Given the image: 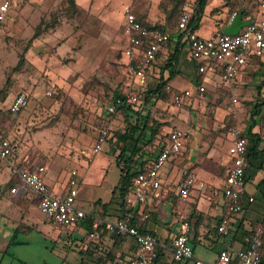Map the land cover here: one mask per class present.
Segmentation results:
<instances>
[{
  "label": "crops",
  "instance_id": "1",
  "mask_svg": "<svg viewBox=\"0 0 264 264\" xmlns=\"http://www.w3.org/2000/svg\"><path fill=\"white\" fill-rule=\"evenodd\" d=\"M13 3L12 0L8 11L9 15ZM205 3L199 27L195 29L196 33L203 38H212L216 34L225 33L232 23L227 21V14L234 5L233 0H206ZM244 9L240 14L243 21L247 16L252 19L264 16V6L262 5L248 2ZM146 22L149 21L146 20ZM207 25L209 27L204 29ZM166 29L167 27H165ZM174 31L175 29L170 32L174 34ZM172 51V44L171 46L167 44V47H164L157 60L143 76L135 80L139 88L133 89V92L140 91L143 94L141 104L127 105L126 103L115 108L113 112L108 111L109 107L104 108L105 114L110 115L107 123L112 129V124L116 123H122L121 125L125 126L124 116L127 117V123L130 126H135L136 123L137 129L132 132L131 140L126 142L122 140L121 136L127 128L125 127L117 138L108 132L106 143L99 152H91L94 143L92 139L88 144H76L86 148L82 151L83 153L79 149L74 153L71 149H66L62 151L65 155L48 148L49 144L42 141L45 140L44 138L42 140L38 138L35 141V145L41 150L48 149L46 151L48 154L44 158H38L37 162H39L38 165L45 168V184L54 194L65 195L69 192L71 171H76L74 178L77 194L73 203L85 211V217L74 224L56 228L36 207L34 195L25 191L11 193L10 188L20 181L18 176L6 166L5 161L0 159V171L5 172L8 179L5 182L0 181V229H3L0 234V264H14V260L19 264H34L31 260L32 257L44 254L54 258L51 264H129L131 257L137 253L134 237L110 232L101 227L98 239L89 238L90 222L96 216L103 221H116L125 215L132 214L133 216L134 214L133 222L140 229L152 232L157 238L158 256L154 264H194L196 260L211 264L221 249L235 251L241 247L250 246L251 241L262 227L260 220L264 212V204L260 198V187H263L260 180L264 177V164L254 169L249 168L248 170L247 168L246 171L248 179L245 184V192L248 196L252 195L254 200L251 203L245 202L244 209L239 214H229L231 225L227 233L218 232L216 226L220 217L229 213L224 205L223 188L226 185V168L229 165L230 156L227 149L218 150L216 140L218 138L229 145L228 131L232 127L224 133H216L224 126L221 122L228 113L227 104L226 109L222 108L223 105H211L215 102V98L221 97V91L211 88L209 92H205L202 99H198L195 93L197 84H203L207 90L212 84L215 87H223L231 101L232 96H235L233 91L237 90L234 87L236 80L241 78L248 66L254 65L256 62L259 68H264L260 66V63H264V56L252 60L231 84H223L219 81V73L215 68H212L211 73L205 77L199 75L196 70V62L190 58L184 47L180 51L178 61L173 66L175 75L165 82V93H172L173 96L175 93H181L187 89L192 92L190 97L183 99L185 108L178 110L179 112L175 113L176 117L174 116L169 121L173 126H182L184 122H191L193 118L192 121L196 127L192 126L191 129L192 139L179 153L164 162L159 171L160 187L147 193L144 204H139L134 200L131 187L123 196L119 193L120 181L125 173L122 160L129 157L134 146H137L138 150L131 158V165L136 171H139L145 169L146 164L157 155L162 147L168 144L171 126L167 127L163 124L158 126L154 121L147 123L148 115L151 113L152 100L162 97H156L153 94L148 103H145L144 100L146 92L154 89L158 80L168 78L169 71L162 70V67ZM161 61L164 63L160 65ZM156 67H159L158 73L155 72ZM131 83L126 82L125 84L132 88ZM230 103L229 109L231 108L233 111L234 105H237L238 102ZM206 104L210 106L209 121H206L203 115L192 117V110L200 108L202 113H205ZM138 115L141 119H138ZM143 119L146 120L145 125L147 126L144 134L141 132ZM17 123L19 126L17 124L16 127H21L22 120L18 119ZM205 124L208 127V132L205 129ZM237 126L242 131L246 129V127ZM257 127L256 125L252 132L259 135ZM194 134L197 136V141L193 145ZM7 138L16 141L19 146L15 162L30 166L29 160L34 158L33 149H31L33 139L29 135L24 137L21 135L19 144L13 136ZM135 138H138L136 142ZM260 139V147L263 148V139L261 137ZM112 143H116L114 147H112ZM149 144L151 147L148 148ZM123 146L126 148V152L123 157H118ZM193 146L198 149L196 157H194L195 151L192 150ZM184 172L191 173L194 180L189 193L182 198L178 193V182ZM250 182L255 187L254 191L247 188V184ZM8 183L10 185L7 188ZM144 213H147L148 216L144 217ZM186 226L188 242L193 248V257L176 262L172 259L170 240L175 234L185 230ZM262 253L264 254V248ZM5 256H8V260H5ZM39 264H47L45 258H41Z\"/></svg>",
  "mask_w": 264,
  "mask_h": 264
},
{
  "label": "rangeland",
  "instance_id": "2",
  "mask_svg": "<svg viewBox=\"0 0 264 264\" xmlns=\"http://www.w3.org/2000/svg\"><path fill=\"white\" fill-rule=\"evenodd\" d=\"M13 1L7 22L0 26V136H13L20 144V136L29 135L33 139L34 158L28 163L31 167L39 164L38 158L48 154V149L42 151L35 145L38 138H44L42 141L49 144L48 148L62 155L66 149H71L72 153L79 149L83 153L86 148L76 144H88L92 139L93 142L101 129L117 138L127 126H122L120 120L121 124H112L113 129L110 128L107 123L110 115L105 114L104 108L111 106L117 94L124 95L139 88L137 81L131 83L132 88L125 84L129 79L122 55L127 38L123 33L122 12L128 7L148 23L164 25L172 31L182 12L181 6L173 11L172 0H74V11L65 0ZM38 26L41 34L31 39ZM258 69L256 62L236 80L237 90L232 91L238 104L233 111L229 109L230 96L223 87L211 84L206 92L211 88L221 91V97L215 98L211 105H223L226 109L227 104L228 107L221 122L224 126L217 134L226 132L233 124L247 127L250 111L255 104L262 105L255 123L264 148V85L258 93L256 88L262 80ZM155 72H159V67ZM20 92L28 93V105L21 113L12 115L7 111L8 103ZM151 104L147 123L154 121L158 126L187 128L190 133L192 126L196 127L193 118L182 126L169 123L178 110L185 108L184 101L180 105L174 103L172 93L166 92ZM209 107L206 104L205 113L200 108L188 111L194 118L203 115L209 121ZM18 119L22 120L19 128L16 127ZM205 129L208 132L206 124ZM196 141L195 135L192 144ZM216 142L219 151L227 149V142L218 138ZM192 150L196 157L198 149L193 146ZM7 180L5 172L0 171V181ZM247 188L255 189L251 182ZM2 231L1 228L0 234ZM41 258H45L47 264L54 260L45 254L35 255L31 260L39 264ZM13 263L19 264L15 260Z\"/></svg>",
  "mask_w": 264,
  "mask_h": 264
},
{
  "label": "built area",
  "instance_id": "3",
  "mask_svg": "<svg viewBox=\"0 0 264 264\" xmlns=\"http://www.w3.org/2000/svg\"><path fill=\"white\" fill-rule=\"evenodd\" d=\"M12 0H0V26L7 22L9 6ZM264 6V0H233V7L227 14V21L231 23L239 14L243 13L248 2ZM196 0H182V12L179 16L175 32L181 35L190 58L196 62L197 73L203 77L211 73L212 68L217 69L220 82L231 84L237 76L255 58L264 56V16L252 19L247 16L245 24L234 34L219 33L212 38L199 36L195 29L189 26V21L196 9ZM123 33L127 37L122 55L129 82H133L143 76L146 70L157 60L158 56L167 47V41L172 39V32L159 30L154 25H143L136 18L134 12L126 7L122 12ZM206 92L203 84H197L195 95L202 99ZM192 92L187 89L173 95L174 103L180 105L184 98H188ZM29 95L20 92L7 106V111L18 114L28 104ZM143 94L140 91L128 92L122 97H116L109 106L108 111L127 103L130 105L141 104ZM231 102L237 103L235 97ZM242 130L233 126L228 135L230 138L227 153L230 156L229 165L226 168V185L223 188L224 205L228 214L222 215L216 226L218 232L227 233L230 229V213L239 214L244 209V203H251L254 197L245 192V169H246V144L247 140L241 136ZM108 132L105 129L98 131L91 152L102 150L106 143ZM191 139V133L187 128L175 127L169 131L168 144L162 147L157 155L146 164L145 169L139 170L132 178V190L134 200L144 204L147 193L160 187L159 171L169 157L176 155L184 148ZM19 146L16 141L0 136V159L5 161L13 173L19 178V183L10 188L11 193L25 191L35 196L36 207L52 222L54 227L68 226L85 217V211L74 205L76 198L75 170L71 171L69 192L65 195L54 194L45 184L42 165L33 167L15 162L18 157ZM194 176L184 172L178 182V193L184 198L193 185ZM144 217L148 214L144 213ZM101 227L117 234L133 236L137 248L135 256L131 257L129 264H153L157 257L156 236L149 231L139 230L133 222L132 214L117 219L116 221H103L100 217H94L91 222V230L88 237L98 239ZM187 226L185 230L178 232L170 240L171 252L176 262L185 261L193 257V248L188 242ZM258 237H254L250 246L241 247L235 251L221 249L216 259L211 264H259L261 253L258 250ZM194 264H206L196 260Z\"/></svg>",
  "mask_w": 264,
  "mask_h": 264
},
{
  "label": "trees",
  "instance_id": "4",
  "mask_svg": "<svg viewBox=\"0 0 264 264\" xmlns=\"http://www.w3.org/2000/svg\"><path fill=\"white\" fill-rule=\"evenodd\" d=\"M66 3L71 6L74 11H76V6L74 4V0H65ZM206 0H196V9L194 12V15L192 16L191 20L189 21V26L193 29H197L199 27V22L201 20V17L203 15V10L204 7L206 5L205 3ZM173 2V11L176 10V8L180 5L181 9H182V2L181 0H172ZM133 11V10H132ZM134 12V11H133ZM74 13V12H73ZM136 18L138 19V21H140L143 25H151L148 24V22H146V20H143L142 18L138 17L136 15V13L134 12ZM180 16V15H179ZM179 17L177 19L176 25L174 27V29L177 26ZM155 28L159 29V30H165V26L164 25H160V24H153ZM41 29L40 27H36L33 37L31 39L37 38L40 34H41ZM174 35H172V39H169L167 41L168 46H171L172 44V53L167 57L166 62L164 63V66L162 67L163 69H167L169 71V76L166 80L164 79H160L158 80V82L155 84V88L148 90L146 92L145 95V103H148L150 101V98L153 94L156 95V97H164L165 95V82L168 81L169 79H171L174 75H175V71H173V66L174 64L178 61V57L180 54V51L182 49H184V44L181 42L182 36L181 35H177L174 31ZM260 66L264 67V63H260ZM197 70V68H196ZM258 75H260L262 77V80H260L259 85H257V91L258 93L260 92L262 86L264 85V71L263 69L260 67L258 69ZM123 95L121 94H117L116 97H122ZM264 104V102H263ZM262 106V105H261ZM261 106L259 104H255L254 108L250 111V115H249V124L247 125L245 131H242L241 136L244 137L247 140V144H246V169H245V180L247 181L248 177H247V168L249 170V168H258L263 166L264 164V148L260 147V143H261V139L259 137L258 134L252 132V129L256 126L255 120H256V116H258L260 114V109ZM10 113V112H9ZM12 114V113H10ZM12 115H16V114H12ZM138 119H141L140 115H138ZM127 117L124 116V123L127 126L126 128V132L121 136L122 140L124 142L131 140L133 138L132 136V132L135 131L137 129V125L135 123V126H130L127 123ZM137 121V120H136ZM146 120L143 119L142 121V128H141V132L144 134V130L147 127L146 125ZM235 126L234 124L232 126H229V128L227 130H229L231 127ZM228 127V125H227ZM138 140V138H135V142ZM138 150L137 146H134L133 150L130 151V155L127 159L122 160V165L125 167V173L121 178L120 181V185H119V193L121 196H123L127 191H129L130 187L132 186V178L137 174L138 171H136V169L131 165L132 164V156L133 154ZM126 152V148L123 146L120 150V153L118 155V157L122 156L125 154ZM255 162V163H254ZM260 183L262 184L263 187H260V192H261V201L264 204V177L260 180ZM133 219H134V214H133ZM261 223H262V227L261 230L259 232H257L256 236L258 237L259 241V246H258V250L261 253V259L259 261V264H264V254L262 253L263 248H264V212L261 218ZM92 222V221H91ZM91 222H90V226H91ZM139 230L143 231V229H140L138 227ZM172 255V252H171ZM157 256H158V251H157ZM157 259V257H156ZM155 259V260H156ZM172 259H173V255H172ZM174 260V259H173ZM155 263V261H154ZM153 263V264H154Z\"/></svg>",
  "mask_w": 264,
  "mask_h": 264
},
{
  "label": "water",
  "instance_id": "5",
  "mask_svg": "<svg viewBox=\"0 0 264 264\" xmlns=\"http://www.w3.org/2000/svg\"><path fill=\"white\" fill-rule=\"evenodd\" d=\"M245 22L242 20L241 15L239 14L225 30V34H234L236 31L242 27Z\"/></svg>",
  "mask_w": 264,
  "mask_h": 264
}]
</instances>
